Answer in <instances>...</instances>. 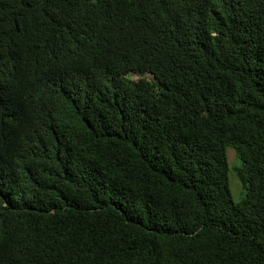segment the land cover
<instances>
[{
  "label": "trees",
  "instance_id": "1",
  "mask_svg": "<svg viewBox=\"0 0 264 264\" xmlns=\"http://www.w3.org/2000/svg\"><path fill=\"white\" fill-rule=\"evenodd\" d=\"M0 75V264H264V0H0Z\"/></svg>",
  "mask_w": 264,
  "mask_h": 264
},
{
  "label": "rangeland",
  "instance_id": "2",
  "mask_svg": "<svg viewBox=\"0 0 264 264\" xmlns=\"http://www.w3.org/2000/svg\"><path fill=\"white\" fill-rule=\"evenodd\" d=\"M228 158L230 163V187L235 200L242 198V185L234 170V166L237 163V153L235 149H228Z\"/></svg>",
  "mask_w": 264,
  "mask_h": 264
},
{
  "label": "clouds",
  "instance_id": "3",
  "mask_svg": "<svg viewBox=\"0 0 264 264\" xmlns=\"http://www.w3.org/2000/svg\"><path fill=\"white\" fill-rule=\"evenodd\" d=\"M2 94H8L10 96H14L16 93L13 86H6V82L3 81L0 75V95ZM10 104L13 103L5 98L0 97V105H10ZM6 118H7L6 115L0 114V123L6 122L7 121Z\"/></svg>",
  "mask_w": 264,
  "mask_h": 264
}]
</instances>
